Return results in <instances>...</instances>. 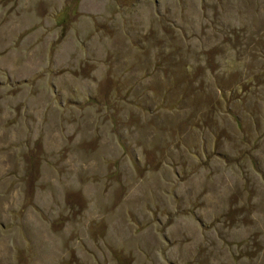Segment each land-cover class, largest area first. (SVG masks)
Here are the masks:
<instances>
[{"label": "rangeland", "instance_id": "rangeland-1", "mask_svg": "<svg viewBox=\"0 0 264 264\" xmlns=\"http://www.w3.org/2000/svg\"><path fill=\"white\" fill-rule=\"evenodd\" d=\"M0 264H264V0H0Z\"/></svg>", "mask_w": 264, "mask_h": 264}]
</instances>
